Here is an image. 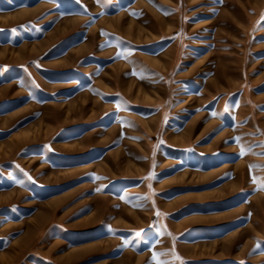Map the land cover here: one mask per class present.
I'll return each instance as SVG.
<instances>
[{
  "label": "rangeland",
  "instance_id": "rangeland-1",
  "mask_svg": "<svg viewBox=\"0 0 264 264\" xmlns=\"http://www.w3.org/2000/svg\"><path fill=\"white\" fill-rule=\"evenodd\" d=\"M262 17L0 0V264H264Z\"/></svg>",
  "mask_w": 264,
  "mask_h": 264
},
{
  "label": "snow or ice",
  "instance_id": "snow-or-ice-1",
  "mask_svg": "<svg viewBox=\"0 0 264 264\" xmlns=\"http://www.w3.org/2000/svg\"><path fill=\"white\" fill-rule=\"evenodd\" d=\"M262 18H264V17H262ZM242 152H243V150H242ZM149 175L151 176L152 173H149ZM155 258H156V253H153V259H155ZM157 264H162V262L161 261H157Z\"/></svg>",
  "mask_w": 264,
  "mask_h": 264
}]
</instances>
